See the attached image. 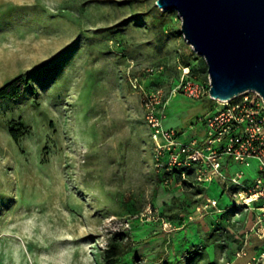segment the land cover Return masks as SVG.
I'll list each match as a JSON object with an SVG mask.
<instances>
[{
	"label": "rangeland",
	"instance_id": "1",
	"mask_svg": "<svg viewBox=\"0 0 264 264\" xmlns=\"http://www.w3.org/2000/svg\"><path fill=\"white\" fill-rule=\"evenodd\" d=\"M157 1L0 0V89L23 79L17 98L0 101V264H105L116 233L128 250L118 264L251 259L236 255L251 213L242 212L246 224L232 223L233 197L222 181L191 199L159 181L129 67L166 93L181 67H196L202 80L209 73L179 13ZM157 65L166 67L161 74L144 75ZM218 109L211 97L172 95L165 127L185 141L203 138L205 119ZM14 125L20 143L10 132ZM229 163L226 175L243 171L242 180L255 183L257 159ZM207 195L228 219L182 213ZM249 235L248 248H255Z\"/></svg>",
	"mask_w": 264,
	"mask_h": 264
},
{
	"label": "built area",
	"instance_id": "2",
	"mask_svg": "<svg viewBox=\"0 0 264 264\" xmlns=\"http://www.w3.org/2000/svg\"><path fill=\"white\" fill-rule=\"evenodd\" d=\"M133 68L131 65L127 72L128 81L131 88L142 95L145 119L154 144L155 168L164 177V185L184 193L194 187L207 191L208 183L222 181L224 193L233 197V203L227 207L233 212L232 223L240 225L244 211L254 216L244 245L236 254L238 258L248 256L249 234L264 241V97L257 91H247L231 100L214 99L210 94V77L202 80L193 76L190 65L180 68L181 73L166 93L161 87L148 88V78L137 76ZM165 68L164 65L150 67L144 75L154 77ZM178 93L196 99L211 97L217 101L218 111L205 119L203 138L185 141L178 130L165 127L168 101ZM251 159L260 163L259 176L254 184L242 180L245 177L243 171L233 176L224 172L228 160L249 166ZM195 213L198 216L224 214L225 209L218 199L207 195ZM247 264H264V245Z\"/></svg>",
	"mask_w": 264,
	"mask_h": 264
},
{
	"label": "water",
	"instance_id": "3",
	"mask_svg": "<svg viewBox=\"0 0 264 264\" xmlns=\"http://www.w3.org/2000/svg\"><path fill=\"white\" fill-rule=\"evenodd\" d=\"M176 10L182 31L208 66L210 94L231 100L247 91L264 97V0H158Z\"/></svg>",
	"mask_w": 264,
	"mask_h": 264
},
{
	"label": "trees",
	"instance_id": "4",
	"mask_svg": "<svg viewBox=\"0 0 264 264\" xmlns=\"http://www.w3.org/2000/svg\"><path fill=\"white\" fill-rule=\"evenodd\" d=\"M205 62V60H204ZM207 67V65H206ZM199 71L196 69V67H192V75L193 76H198V78H200V76L198 75ZM201 79V78H200ZM22 78H18L16 80H13L12 82L6 84L3 88L0 89V101L6 100V99H11V98H17L20 95V86L19 84L22 82ZM160 84L155 82V81H149L147 83V87L148 88H153V87H159ZM10 132L14 138V140L17 143H20V134H19V130L17 129V127L14 125L11 127ZM159 181L161 184H164V177L159 175ZM170 190V189H168ZM178 191H175V194ZM207 191L205 189H200V188H193L192 190H188L184 193H180L183 194L184 196H187V198L191 195H196V194H205ZM223 195V193H222ZM191 199V198H188ZM203 197L200 199H195V201L193 202V204L190 207H183L182 208V213L183 214H188V216L192 215V213H194L196 211V207L202 202ZM221 204V203H220ZM230 206V205H229ZM228 206V207H229ZM228 215L227 214H222L221 215V219L223 218H227ZM230 218V217H229ZM182 222V218L179 219ZM178 221V222H180ZM220 219L217 220L216 226H221L220 225ZM120 234H115L113 236V238L111 239V241L108 244L107 249L105 250V264H118L120 259L128 253V250L126 249L125 244L122 243V240H120Z\"/></svg>",
	"mask_w": 264,
	"mask_h": 264
},
{
	"label": "crops",
	"instance_id": "5",
	"mask_svg": "<svg viewBox=\"0 0 264 264\" xmlns=\"http://www.w3.org/2000/svg\"><path fill=\"white\" fill-rule=\"evenodd\" d=\"M229 161H231V160H228V162H226V166H225V168H224V172L226 173V170H230L231 169V167H232V165H231V163H229ZM227 175H229V174H227ZM220 181V180H219ZM221 182V181H220ZM222 183V182H221ZM254 219V216H253V214H251L250 215V220H249V222H248V225L250 226V225H253V220ZM243 222V220H241V224H246V223H242ZM240 224V225H241ZM249 239H251V237H250V235H249ZM252 240L255 242V243H257L256 244V246H255V248L253 247V246H251L250 248H249V256H253V255H255L256 253H258V252H260L261 250H262V247H263V245H264V241H262V240H259L256 236L254 237V235H253V237H252ZM249 241H251V240H249ZM252 242V241H251Z\"/></svg>",
	"mask_w": 264,
	"mask_h": 264
}]
</instances>
